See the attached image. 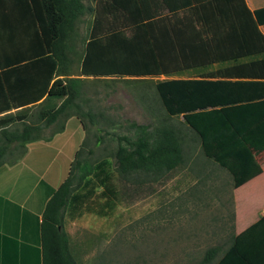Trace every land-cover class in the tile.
Masks as SVG:
<instances>
[{
	"label": "trees",
	"instance_id": "1",
	"mask_svg": "<svg viewBox=\"0 0 264 264\" xmlns=\"http://www.w3.org/2000/svg\"><path fill=\"white\" fill-rule=\"evenodd\" d=\"M29 1L36 6L35 12L42 14L40 33H35V42H30L39 47L25 63L5 69L2 79L8 108L43 100L0 116V166L21 158L29 142L49 139L62 131L71 116L83 126V117L96 125L100 114L86 105L90 99L83 96V79L70 77L73 33L87 11L94 14L80 58L81 76L130 75L133 57L144 53L151 61L144 73L150 76L178 75L192 68L228 62L216 76L264 78V56L244 60L264 53V35L258 30V25L264 23V7L250 12L244 0H177L186 19L179 30L180 39L163 33L164 17L162 11L151 7L152 0H98L94 7L83 0ZM27 65L32 72L28 76L20 74L17 67ZM21 78V82L28 83L24 91L18 84ZM154 87L166 115L182 117L197 135L194 137L204 157L231 175L233 188L261 173L250 144L264 135V81L171 78L156 81ZM52 125L56 128L45 135ZM137 127L139 131L134 135H115L117 144L110 152L113 163L107 156L94 158L95 151L85 149L88 138H83L66 178L45 204L40 222L41 264H79L72 255L63 222L66 216L75 218L73 211L87 196V190L80 191L82 187L100 185L106 207H113L116 189L111 183V167L126 176L138 170L167 172L182 164L180 131L167 124L154 126L153 130L147 125ZM102 130L96 127L93 134L97 146L104 138ZM256 245L259 252H264V217L233 237L216 264L255 263L247 255ZM218 250V246L208 247L200 263L209 264Z\"/></svg>",
	"mask_w": 264,
	"mask_h": 264
},
{
	"label": "rangeland",
	"instance_id": "2",
	"mask_svg": "<svg viewBox=\"0 0 264 264\" xmlns=\"http://www.w3.org/2000/svg\"><path fill=\"white\" fill-rule=\"evenodd\" d=\"M83 1L94 7L93 0ZM93 14L87 11L77 21L69 51L73 60L70 77L83 79V96L90 99L86 105L100 114L95 126L88 117L82 118L83 138H88L85 149L92 148L94 158L107 156L113 163L110 152L117 144L115 135H134L139 131L138 125L153 130L154 126L167 124L180 131L184 160L178 167L158 173L138 170L125 176L111 167V183L116 189L113 207H106L100 185L82 187L80 191L87 190V196L73 211L75 218L66 216L63 222L72 255L79 264H202L206 248L220 244L223 251L229 242L227 231L233 230L231 176L204 157L195 132L183 123L181 116L166 115L154 84L167 77L144 73L151 64L144 53L133 57L130 75L79 74ZM198 73L199 70H191L178 77ZM73 121L68 124L67 133L72 131ZM96 127H101L104 135L98 146L93 135ZM54 128L52 125L44 134ZM62 138L65 140V136ZM79 138L80 134L75 133L72 139L77 148L82 142L78 144ZM67 151L70 154L71 149ZM51 157L52 163L60 159L53 153Z\"/></svg>",
	"mask_w": 264,
	"mask_h": 264
},
{
	"label": "crops",
	"instance_id": "3",
	"mask_svg": "<svg viewBox=\"0 0 264 264\" xmlns=\"http://www.w3.org/2000/svg\"><path fill=\"white\" fill-rule=\"evenodd\" d=\"M93 1L95 6L98 0ZM244 2L250 12L264 7V0L260 2L244 0ZM178 3L177 0H152L151 5L153 9L162 11L165 28L163 33L170 34L172 39H180L179 30L184 27V21H186L185 13ZM35 8L36 6L29 0H0V116L35 106L43 100L41 98L18 108H8L10 102L6 98V85L2 79L5 69H8L10 65L25 63V59L34 55L35 49L39 47L30 44L31 41L36 40L35 33L38 31L40 33L38 22L42 20V14L40 11L35 12ZM170 9L178 12L173 13ZM193 24L195 26V23ZM169 29H171L170 33ZM258 30L264 35V23L258 25ZM263 56L264 53L245 57L244 60L260 59ZM228 65V62H223L192 68L186 71L199 70V73L188 77H178L186 71L178 75L160 76L167 77L165 79L264 81V78L259 77L216 76L217 71ZM29 66H18L17 70L20 74L28 76L27 73L32 72ZM21 80L23 78L18 80V84L24 91L28 83H23ZM71 121H73L72 131L67 133V126ZM75 133L80 134L79 144L83 140L84 130L79 119L71 116L66 120L62 131L54 133L49 139L29 142L21 158L12 164L5 163L0 166L3 170L0 171V264H41L40 222L42 214L47 200L67 176L69 165L77 150L72 140ZM250 147L262 169L261 173L233 188L232 199H230L233 206L231 218L233 230L227 231L229 242L223 251L220 244L212 245L218 246L219 250L209 264H216L221 259L233 237L264 217V135L255 143L250 144ZM68 148L71 149L70 154L69 151L66 152ZM52 153L60 156L57 163H52ZM258 245L251 249L248 248L247 256L250 260L255 259V263L252 262V264H264V252H259Z\"/></svg>",
	"mask_w": 264,
	"mask_h": 264
}]
</instances>
